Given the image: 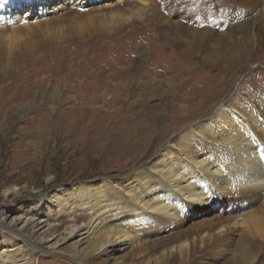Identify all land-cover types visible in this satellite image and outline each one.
I'll list each match as a JSON object with an SVG mask.
<instances>
[{"label":"rangeland","instance_id":"obj_1","mask_svg":"<svg viewBox=\"0 0 264 264\" xmlns=\"http://www.w3.org/2000/svg\"><path fill=\"white\" fill-rule=\"evenodd\" d=\"M248 1L89 0L45 15L23 3L26 23L0 22V252L14 250L29 264H151L155 256L158 264H240L244 248L247 264H264V239L238 225L264 218L257 193L214 201L179 229L224 219L222 235L187 237L182 252L169 246L150 257L141 245L78 256L69 241L52 252L33 224L24 233L37 247L9 228L32 215L41 196L147 171L157 145L196 136L214 101L236 98L240 82L264 85V30L249 25ZM59 223L63 237L67 216Z\"/></svg>","mask_w":264,"mask_h":264},{"label":"bare ground","instance_id":"obj_2","mask_svg":"<svg viewBox=\"0 0 264 264\" xmlns=\"http://www.w3.org/2000/svg\"><path fill=\"white\" fill-rule=\"evenodd\" d=\"M88 2L0 0V22L26 23L30 14L24 13L23 18L18 15L23 3H28L32 11L38 10V14L45 15L47 11H73ZM247 14L251 15L250 26L264 30V0H253ZM235 94L238 95L236 98L212 103L211 112L196 122L194 138L181 133L179 145L173 142L157 145L150 155L147 171L141 170L121 182L82 183L79 187L59 189L51 196L40 195L35 212L26 219L19 215L9 226L11 234L22 237L28 246L37 247L24 233V229L33 224L35 232L43 230L39 242L48 244L52 252L69 241L73 253L78 256L109 255L141 245L147 257L158 251L163 255L169 246L172 247L169 250L182 252L187 242L179 240H187V237L194 241L191 237L201 235V242H206L214 234L216 237L222 235L221 231L225 232L224 219L216 220L215 224L206 223L207 226L180 232L179 229L196 210L209 208L214 201L246 193L264 196V85L254 87L240 82ZM200 145L204 151L195 155L201 157L197 159L192 155V148ZM217 194L220 196L216 197ZM62 215H66L68 220L63 228V237L59 236L60 232L55 234L57 227L62 225L59 223ZM82 216L87 219L79 222ZM235 223L236 220H229V224ZM238 225L249 232L251 238L255 239V235L260 234L264 239L262 214L241 219ZM242 249H238L235 260L247 264ZM19 256L14 250L3 248L0 264H29L28 257ZM150 263L158 264L157 256ZM202 264H208V261Z\"/></svg>","mask_w":264,"mask_h":264}]
</instances>
